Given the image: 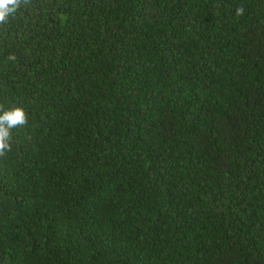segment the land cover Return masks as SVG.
I'll return each instance as SVG.
<instances>
[{
	"label": "trees",
	"instance_id": "1",
	"mask_svg": "<svg viewBox=\"0 0 264 264\" xmlns=\"http://www.w3.org/2000/svg\"><path fill=\"white\" fill-rule=\"evenodd\" d=\"M13 107L0 264H264V0H22Z\"/></svg>",
	"mask_w": 264,
	"mask_h": 264
},
{
	"label": "clouds",
	"instance_id": "2",
	"mask_svg": "<svg viewBox=\"0 0 264 264\" xmlns=\"http://www.w3.org/2000/svg\"><path fill=\"white\" fill-rule=\"evenodd\" d=\"M22 0H0V24L6 23L14 17L21 7ZM243 8L236 11V15L243 14ZM15 60V57H9ZM28 115L23 108L13 107L7 110H0V155L11 150L12 133L15 129L25 126Z\"/></svg>",
	"mask_w": 264,
	"mask_h": 264
}]
</instances>
